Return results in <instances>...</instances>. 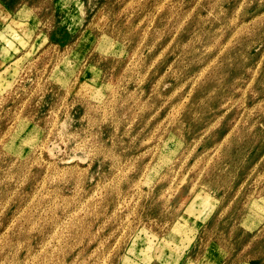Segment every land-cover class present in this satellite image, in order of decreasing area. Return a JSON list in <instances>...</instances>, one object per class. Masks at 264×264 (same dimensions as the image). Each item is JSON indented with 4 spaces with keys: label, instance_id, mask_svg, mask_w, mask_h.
I'll return each mask as SVG.
<instances>
[{
    "label": "rangeland",
    "instance_id": "1",
    "mask_svg": "<svg viewBox=\"0 0 264 264\" xmlns=\"http://www.w3.org/2000/svg\"><path fill=\"white\" fill-rule=\"evenodd\" d=\"M0 264H264V0H0Z\"/></svg>",
    "mask_w": 264,
    "mask_h": 264
},
{
    "label": "bare ground",
    "instance_id": "2",
    "mask_svg": "<svg viewBox=\"0 0 264 264\" xmlns=\"http://www.w3.org/2000/svg\"><path fill=\"white\" fill-rule=\"evenodd\" d=\"M189 188H191V187H189ZM194 188V190H195V186L193 187ZM193 188H191V189H193ZM192 191V190H191ZM189 193H191V192H189ZM199 194V193H198ZM197 195V194H196ZM204 201V200H203ZM208 201V200H207ZM197 202V198L196 197H194V202L193 203H196ZM209 203V202H208Z\"/></svg>",
    "mask_w": 264,
    "mask_h": 264
}]
</instances>
